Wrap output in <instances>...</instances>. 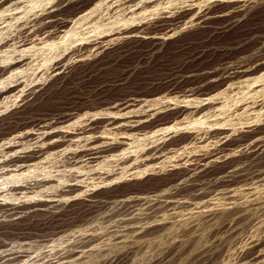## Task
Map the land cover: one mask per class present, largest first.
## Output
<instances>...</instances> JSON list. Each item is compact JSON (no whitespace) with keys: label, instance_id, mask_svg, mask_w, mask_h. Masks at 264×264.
<instances>
[{"label":"rangeland","instance_id":"1","mask_svg":"<svg viewBox=\"0 0 264 264\" xmlns=\"http://www.w3.org/2000/svg\"><path fill=\"white\" fill-rule=\"evenodd\" d=\"M36 4L46 44L0 62V264H264V0Z\"/></svg>","mask_w":264,"mask_h":264},{"label":"bare ground","instance_id":"2","mask_svg":"<svg viewBox=\"0 0 264 264\" xmlns=\"http://www.w3.org/2000/svg\"><path fill=\"white\" fill-rule=\"evenodd\" d=\"M42 1V0H41ZM48 1V0H47ZM61 1V0H60ZM116 1V0H115ZM127 1H129V0H127ZM140 1H142V0H140ZM147 0H145V2H146ZM164 1V0H163ZM37 2H39V0H0V62L2 63L3 61H5V59H6V61H10V63H19V62H23V64L24 63H28L29 62V59H30V54H31V51L34 49V48H36L37 50L39 49L38 47H37V45H42V46H39V47H44L43 46V44L45 43L44 42V40H43V37L46 35H43V37L42 36H40L41 34H39V32L40 31H37V27L39 26V23H41L40 22V18H38V10H37ZM50 2V1H49ZM92 2H93V0H92ZM121 2V1H120ZM124 2V1H123ZM126 2V1H125ZM168 2V1H167ZM186 2V1H185ZM216 2V1H215ZM227 2V1H226ZM244 2V1H243ZM53 3H54V0H53ZM61 3V2H60ZM64 3V2H63ZM69 3V2H68ZM95 3V2H94ZM108 3V2H107ZM114 3V2H113ZM140 3V2H139ZM144 3V2H143ZM142 3V4H143ZM38 4H41V3H38ZM47 4H48V2H47ZM46 4V5H47ZM44 5V4H43ZM53 5V4H52ZM51 5V6H52ZM58 5V4H57ZM111 5H113L112 3L109 5V6H111ZM117 5H118V3H117ZM138 5V4H137ZM176 5V4H175ZM189 5V4H188ZM238 5V4H237ZM49 7H50V5H48ZM141 6V5H140ZM169 6V5H168ZM41 7H42V5H41ZM46 7V6H45ZM53 7H54V5H53ZM113 7V6H112ZM55 8V7H54ZM53 8V9H54ZM94 8V7H93ZM92 8V9H93ZM135 8V7H134ZM165 8V7H164ZM43 9V8H42ZM52 9V10H53ZM55 9H57V8H55ZM125 9V8H124ZM141 9V8H140ZM46 10V9H45ZM59 10V9H58ZM73 10V9H72ZM161 10H163V9H161ZM183 10V9H182ZM110 11V10H109ZM115 11V10H114ZM173 11V10H172ZM204 11V10H203ZM47 12V11H46ZM65 12V11H64ZM100 12V11H99ZM143 12H147V11H143ZM159 12V11H158ZM54 13H56V11L54 12ZM129 13V12H128ZM135 13V12H134ZM200 13V12H199ZM203 13V12H202ZM51 14H53V12L51 13ZM82 14V13H81ZM107 14V13H106ZM214 14V13H213ZM55 15H58V14H55ZM87 15H89L88 14V11L87 12H85V13H83L82 15H80L81 16V18H83V17H86ZM122 15V14H121ZM130 15V14H129ZM199 15H201V14H199ZM44 16V15H43ZM53 16V15H52ZM96 16V15H95ZM142 16V15H141ZM163 16V15H162ZM118 17V16H117ZM152 17V16H151ZM164 17V16H163ZM213 17V16H212ZM147 18V17H146ZM149 18V17H148ZM159 18V17H158ZM46 19V18H45ZM70 19V18H69ZM101 19V18H100ZM117 19V18H116ZM47 20V19H46ZM50 20V19H49ZM49 20H48V22H49ZM80 20V19H79ZM119 20V19H118ZM188 20V19H187ZM76 21V20H75ZM51 22V21H50ZM52 22H54V21H52ZM64 22V21H63ZM104 22V21H103ZM141 22V21H140ZM79 23V22H78ZM138 23V22H137ZM179 23V22H178ZM52 24V23H51ZM55 24V23H54ZM133 24H135V23H133ZM193 24V23H192ZM48 25V24H47ZM50 25V24H49ZM48 25V26H49ZM95 25V24H94ZM80 26V25H79ZM122 26V25H121ZM196 26V25H195ZM207 26V25H206ZM81 27V26H80ZM45 28V27H44ZM64 28V27H63ZM66 28V27H65ZM116 28V27H115ZM118 28V27H117ZM124 28V27H123ZM126 28V27H125ZM128 28V27H127ZM135 28V27H134ZM145 28V27H144ZM160 28V27H159ZM38 29H39V27H38ZM41 29V28H40ZM85 29V28H84ZM83 29V30H84ZM95 29V28H94ZM105 29V28H104ZM114 29V28H113ZM147 29V28H146ZM43 30V29H42ZM41 30V31H42ZM45 30H46V28H45ZM64 30V29H63ZM102 30V29H101ZM117 30V29H116ZM132 30V29H131ZM141 30V29H140ZM81 31V30H80ZM91 31V30H90ZM123 31V30H122ZM130 31V30H129ZM146 31V30H145ZM164 31V30H163ZM43 32V31H42ZM125 33H126V30L124 31ZM139 32V31H138ZM143 32V31H142ZM45 33H46V31H45ZM69 33V32H68ZM88 33V32H87ZM101 33V32H100ZM154 33V32H153ZM159 33V32H158ZM49 34H50V32H49ZM69 34H71V33H69ZM121 34V33H120ZM128 34V33H127ZM126 34V35H127ZM131 33H129L128 35H130ZM139 34V33H138ZM137 34V35H138ZM115 35V34H114ZM125 35V34H124ZM133 35H134V33H133ZM52 36V35H51ZM54 36V35H53ZM52 36V37H53ZM67 36H68V34H67ZM108 36V35H107ZM116 36V35H115ZM106 37V36H105ZM128 37V36H127ZM242 37V36H241ZM147 38V37H146ZM45 39V38H44ZM64 39V38H63ZM68 38H66V40H67ZM75 39V38H74ZM104 39V38H103ZM110 39V38H109ZM108 39V40H109ZM115 39V38H114ZM65 40V39H64ZM123 40V39H122ZM60 41V40H59ZM62 41V40H61ZM106 41V40H105ZM113 41V40H112ZM132 41V40H131ZM67 42H70V40L69 41H67ZM75 42V41H74ZM96 42V41H95ZM110 42V41H109ZM190 42V41H189ZM192 42V41H191ZM244 42V41H243ZM50 43V42H49ZM52 43V42H51ZM46 44V43H45ZM67 44V43H66ZM47 45H49V44H47ZM50 45H52V44H50ZM59 45V44H58ZM86 45V44H85ZM122 45V44H121ZM100 46V45H99ZM70 47V46H69ZM77 47V46H76ZM102 47V46H101ZM126 47V46H125ZM237 47V46H236ZM54 48V47H53ZM67 48V47H66ZM99 48V47H98ZM150 48V47H149ZM97 49V48H96ZM193 49V48H192ZM40 50V49H39ZM49 50V49H48ZM143 50V49H142ZM156 50V49H155ZM102 51V50H101ZM108 51V50H107ZM185 51V50H184ZM39 52V51H38ZM55 52V51H54ZM117 52V51H116ZM120 52V51H119ZM150 52H152V51H150ZM149 52V53H150ZM36 53H37V51H36ZM79 53V52H78ZM110 53V52H109ZM263 53V52H262ZM90 54V53H89ZM88 54V55H89ZM96 54V53H95ZM98 54V53H97ZM106 54V53H105ZM40 55V54H39ZM71 55H73V54H71ZM87 55V56H88ZM128 55V54H127ZM253 55V54H252ZM45 56V55H44ZM67 56V55H66ZM109 56V55H108ZM112 56V55H111ZM245 56V55H244ZM251 56V55H250ZM50 57V56H49ZM76 57V56H75ZM82 57V56H81ZM80 57V58H81ZM83 57H84V55H83ZM89 57V56H88ZM186 57V56H185ZM221 57V56H220ZM243 57V56H242ZM44 58V57H43ZM68 58V57H67ZM72 58V57H71ZM78 58V57H77ZM125 58V57H124ZM131 58V57H130ZM236 58V57H235ZM257 58V57H256ZM31 59H34V58H31ZM69 59V58H68ZM60 60V59H59ZM58 60V61H59ZM78 60V59H77ZM135 60V59H134ZM234 60V59H233ZM250 60V59H249ZM41 61V60H40ZM40 61H38V62H40ZM186 61V60H185ZM247 61V60H246ZM263 61V60H262ZM32 62V61H31ZM89 62V61H88ZM123 62V61H122ZM248 62V61H247ZM66 63V62H65ZM225 63V62H224ZM254 63V62H253ZM253 63H252V65H253ZM20 64V63H19ZM97 64V63H96ZM101 64V63H100ZM106 64V63H105ZM179 64V63H178ZM208 64V63H207ZM212 64V63H211ZM227 64V63H226ZM12 65V64H11ZM17 65V64H16ZM26 65V64H25ZM34 65V64H33ZM57 65V64H56ZM55 65V66H56ZM60 65V64H59ZM75 65V64H74ZM126 65V64H125ZM143 65V64H142ZM172 65V64H171ZM246 65V64H245ZM18 66V65H17ZM77 66V65H76ZM211 66V65H210ZM217 66H218V64H217ZM222 66V65H221ZM3 67V66H2ZM196 67V66H195ZM220 67V66H219ZM29 68V67H28ZM37 68V67H36ZM65 68H66V66H65ZM87 68V67H86ZM120 68V67H119ZM240 68V67H239ZM242 68V67H241ZM11 69V68H10ZM32 69V68H31ZM93 69V68H92ZM116 69V68H115ZM191 69V68H190ZM194 69V68H193ZM207 69V68H206ZM14 70V69H13ZM12 70V71H13ZM20 70V69H19ZM81 70H82V68H81ZM106 70V69H105ZM170 70V69H169ZM261 70V69H260ZM47 71V70H46ZM54 72L56 71V69L55 70H53ZM98 71V70H97ZM241 71V70H240ZM263 71V70H262ZM3 72H4V70L2 69V70H0V74H3ZM261 72V71H260ZM31 73V72H30ZM45 73V72H44ZM56 73V72H55ZM89 73V72H88ZM103 73V72H102ZM118 73V72H117ZM246 73V72H245ZM16 74H18V73H16ZM15 74V75H16ZM57 74V73H56ZM248 74H250V73H248ZM35 75V74H34ZM94 75V74H93ZM104 75V74H103ZM145 75V74H144ZM256 75V74H255ZM18 76V75H17ZM49 76V75H48ZM125 76V75H124ZM190 76V75H189ZM261 76H263L262 74H261ZM260 76V77H261ZM2 76H0V79H2L1 78ZM23 77V76H22ZM47 77V76H46ZM183 77V76H182ZM205 77V76H204ZM236 77V76H235ZM242 77V76H241ZM249 77V76H248ZM30 78V77H29ZM28 78V79H29ZM69 78V77H68ZM208 78V77H207ZM219 78V77H218ZM224 78V77H223ZM249 78H251V77H249ZM255 78V77H254ZM262 78H264V77H262ZM13 79V78H12ZM21 79V78H20ZM46 79V78H45ZM213 79V78H212ZM231 79V78H230ZM243 79V78H242ZM253 79V78H252ZM258 79V78H257ZM11 80V79H10ZM17 80V79H16ZM23 80V79H22ZM25 80V79H24ZM47 80V79H46ZM53 80V79H52ZM103 80V79H102ZM261 80V79H260ZM13 81V80H12ZM15 81V80H14ZM216 81V80H215ZM243 81V80H242ZM258 81V80H257ZM262 81V80H261ZM4 82V81H3ZM6 82H7V80H6ZM11 82V81H10ZM45 82V81H44ZM72 82V81H71ZM91 82V81H90ZM110 82V81H109ZM183 82V81H182ZM199 82H200V80H199ZM246 82V81H245ZM258 82H260V81H258ZM22 83V82H21ZM25 83V82H24ZM64 83V82H63ZM66 83V82H65ZM204 83V82H203ZM206 83V82H205ZM240 83V82H239ZM262 83V82H261ZM0 84H1V82H0ZM41 84V83H40ZM143 84V83H142ZM172 84V83H171ZM175 84V83H174ZM216 84V83H215ZM263 84V83H262ZM43 85V84H42ZM47 85V84H46ZM58 85V84H57ZM132 85V84H131ZM180 85V84H179ZM194 85V84H193ZM234 85V84H233ZM244 85H246V83L244 84ZM250 85V84H249ZM254 85V84H253ZM34 86V85H33ZM82 86V85H81ZM187 86V85H186ZM229 86V85H228ZM264 86V85H263ZM1 87V86H0ZM3 87H5V86H3ZM11 87V86H10ZM220 87H221V85H220ZM230 87V86H229ZM254 87H256V86H254ZM254 87H252V88H254ZM260 87V86H259ZM14 88V87H13ZM61 88V87H60ZM96 88V87H95ZM173 88V87H172ZM195 88V87H194ZM219 88V87H218ZM23 89V88H22ZM64 89V88H63ZM129 89V88H128ZM183 89V88H182ZM246 89V88H245ZM255 89V88H254ZM256 89H257V87H256ZM259 89H263L262 88V86L259 88ZM24 90V89H23ZM48 90V89H47ZM156 90V89H155ZM187 90V89H186ZM207 90V89H206ZM258 90V89H257ZM1 91V90H0ZM7 91V90H6ZM26 91V90H25ZM61 91V90H60ZM131 91V90H130ZM146 91V90H145ZM57 92V91H56ZM105 92V91H104ZM126 92V91H125ZM134 92V91H133ZM180 92V91H179ZM216 92V91H215ZM222 92V91H221ZM221 92H217L216 94H215V96L216 95H219ZM225 92V91H224ZM223 92V93H224ZM234 92V91H233ZM251 92V91H250ZM16 93V92H15ZM31 93V92H30ZM46 93V92H45ZM167 93V92H166ZM227 93V92H226ZM252 93V92H251ZM17 94V93H16ZM27 94V93H26ZM44 94V93H43ZM78 94V93H77ZM161 94V93H160ZM254 94V93H253ZM256 94V93H255ZM258 94V93H257ZM23 95V94H22ZM65 95V94H64ZM171 95V94H170ZM176 95V94H175ZM178 95V94H177ZM176 95V96H177ZM188 95V94H187ZM214 95V94H213ZM212 95V96H213ZM9 96V95H8ZM49 96V95H48ZM63 96V95H62ZM99 96V95H98ZM182 96V95H181ZM198 96V95H197ZM1 97V96H0ZM4 97V96H3ZM22 97V96H21ZM151 97H153V96H151ZM162 97V96H161ZM189 97V96H188ZM220 97V96H219ZM262 97V96H261ZM86 98V97H85ZM146 98H148V97H146ZM164 98V97H163ZM171 98V97H170ZM183 98V97H182ZM187 98V97H186ZM195 98V97H194ZM226 98V97H225ZM229 98V97H228ZM245 98V97H244ZM252 98V97H251ZM26 99V98H25ZM143 99V98H142ZM178 99V98H177ZM192 99V98H191ZM210 99H211V97H210ZM227 99V98H226ZM248 99V98H247ZM246 99V100H247ZM42 100H44V99H42ZM153 100H155V99H153ZM158 100V99H157ZM180 100V99H179ZM184 100V99H183ZM207 100V99H206ZM225 100V99H224ZM243 100V99H242ZM257 100V99H256ZM256 100H254V101H256ZM110 101V100H109ZM117 101V100H116ZM191 101V100H190ZM211 101V100H210ZM247 101H249V100H247ZM246 101V102H247ZM264 101V100H263ZM2 102H3V100H2ZM23 102V101H22ZM159 102V101H158ZM194 103H195V101H193ZM245 102V103H246ZM17 103V102H16ZM68 103V102H67ZM80 103V102H79ZM99 103V102H98ZM173 103H175V102H173ZM180 103V102H179ZM197 103V102H196ZM249 103L251 104V103H253V102H251V101H249ZM261 103V102H260ZM260 103H258V105L260 104ZM139 104V103H138ZM145 104V103H144ZM243 104V103H242ZM249 104V105H250ZM15 105H17V104H15ZM32 105V104H31ZM166 105V104H165ZM170 105V104H169ZM183 105V104H182ZM253 105V104H252ZM255 106L257 105V102H256V104H254ZM262 105V104H261ZM74 106V105H73ZM80 106V105H79ZM86 106V105H85ZM110 106V105H109ZM129 106V105H128ZM187 106V105H186ZM197 106H199V105H197ZM244 106V105H243ZM105 107V106H104ZM118 107V106H117ZM125 107V106H124ZM150 107H152V106H150ZM149 107V108H150ZM159 107V106H158ZM160 107H162V106H160ZM170 107V106H169ZM168 107V108H169ZM194 107V106H193ZM205 107V106H204ZM252 107V106H251ZM250 107V108H251ZM64 108V107H63ZM107 108H108V106H107ZM112 108V107H111ZM130 108V107H129ZM128 108V109H129ZM148 107L147 108H145V109H149ZM190 108V107H189ZM198 108V107H197ZM249 108V107H248ZM261 108V107H260ZM2 109V108H1ZM0 109V110H1ZM9 109V108H8ZM24 109V108H23ZM142 109V108H141ZM153 109H155L154 107H153ZM157 109H159V108H157ZM165 109V108H164ZM196 109V108H195ZM238 109V108H237ZM98 110V109H97ZM99 110H100V108H99ZM117 110V109H116ZM119 110V109H118ZM130 110V109H129ZM129 110H127V111H129ZM162 110V109H161ZM250 110H252V109H249V111ZM38 111V110H37ZM109 111V110H108ZM121 111H123V110H121ZM132 111V110H131ZM135 111V110H134ZM146 111V110H145ZM236 111V110H235ZM241 111V110H240ZM116 112V111H115ZM124 112V111H123ZM130 112V111H129ZM144 112V111H143ZM148 112H150V111H148ZM159 112V111H158ZM239 112V111H238ZM251 112V111H250ZM256 112V111H255ZM1 113V112H0ZM3 113V112H2ZM25 113V112H24ZM61 113V112H60ZM81 113V112H80ZM107 113V112H106ZM108 113H111V112H108ZM113 113V112H112ZM128 113V112H127ZM131 113V112H130ZM146 113V112H145ZM144 113V114H145ZM151 113V112H150ZM156 113V112H155ZM154 112H152V114H155ZM191 113V112H190ZM194 113V112H193ZM43 114V113H42ZM45 114V113H44ZM53 114V113H52ZM91 115V117L92 116H94V114L93 113H90ZM116 114H118L117 112H116ZM120 114V113H119ZM129 114V113H128ZM135 114V113H134ZM142 114V113H141ZM143 114V115H144ZM147 114V113H146ZM145 114V116H147ZM157 114V113H156ZM250 114V113H249ZM17 115V114H16ZM80 115V114H79ZM87 115H89V114H87ZM114 115V114H113ZM121 115V114H120ZM122 115H123V113H122ZM126 115V114H125ZM137 115V114H136ZM231 115V114H230ZM19 116V115H18ZM65 116V115H64ZM86 116V115H85ZM84 116V118L86 119V117ZM114 116H117V115H114ZM113 116V117H114ZM119 116V115H118ZM124 116V115H123ZM128 117H129V115H127ZM131 116V115H130ZM135 116V115H134ZM142 116V115H141ZM153 116V115H152ZM162 116V115H161ZM164 116V115H163ZM213 116V115H212ZM242 116V115H241ZM29 117V116H28ZM50 117V116H49ZM63 117V116H62ZM61 117V118H62ZM96 117V116H95ZM136 117V116H135ZM138 117V116H137ZM150 117H151V115H150ZM233 117V116H232ZM231 117V118H232ZM61 118H59V119H61ZM97 118V117H96ZM107 118V117H106ZM109 118V117H108ZM122 118V117H121ZM145 118V117H144ZM147 118V117H146ZM149 118V117H148ZM179 118V117H178ZM194 118V117H193ZM65 119V118H64ZM82 119V118H81ZM90 119V118H89ZM92 119H94V118H92ZM117 119V118H116ZM124 119V118H123ZM122 119V120H123ZM126 119V118H125ZM130 119V118H129ZM129 119H127L126 121H129ZM70 120V119H69ZM87 120V122L89 123V121H88V118L86 119ZM119 120V119H118ZM122 120H120V121H122ZM141 120V119H140ZM145 120V119H144ZM152 120H153V118H152ZM178 120V119H177ZM218 120V119H217ZM216 120V121H217ZM220 120V119H219ZM241 120V119H240ZM243 120V119H242ZM74 121V120H73ZM84 121V120H83ZM131 121V120H130ZM135 121L136 120H134V123H135ZM235 121V120H234ZM47 122V121H46ZM54 122V121H53ZM59 122L60 121H58L57 123L59 124ZM67 122H68V120H67ZM70 122H72V121H70ZM75 122V121H74ZM77 122H80V121H77ZM76 122V123H77ZM108 122H109V120H108ZM123 122V121H122ZM121 122V123H122ZM221 122V121H220ZM48 123H50L49 121H48ZM47 123V124H48ZM57 123H56V128L58 127V125H57ZM62 123H65L64 121L62 122ZM73 123V122H72ZM111 123V122H110ZM127 123V122H126ZM139 123V122H138ZM181 122H179L178 124H180ZM222 123V122H221ZM54 124V123H53ZM68 124V123H67ZM79 124V123H78ZM93 124V123H92ZM123 124H125L124 122H123ZM122 124V125H123ZM130 124H132V123H129V124H127V126L128 125H130ZM211 124V123H210ZM218 124V123H217ZM70 125H71V123H70ZM74 125V124H73ZM90 125V124H89ZM88 125V126H89ZM113 125V124H112ZM111 125V128L110 129H112V126ZM133 125V124H132ZM135 125H136V123H135ZM208 125V124H207ZM32 126V125H31ZM45 126H46V124H45ZM45 126H43V127H45ZM60 126V125H59ZM72 126V125H71ZM70 126V127H71ZM75 126H77V125H75ZM80 126V125H79ZM97 126V125H96ZM95 126V127H96ZM118 126V125H117ZM125 126V125H124ZM131 126V125H130ZM61 127V126H60ZM83 127V126H82ZM94 127V126H93ZM94 127V128H95ZM121 126H119V128H120ZM126 127V126H125ZM134 127V126H133ZM157 127V126H156ZM188 126L187 125H184V126H176V125H173V126H168L167 128H166V126H165V128L164 129H162V128H160L161 130H158V132L157 133H153V134H151V135H146V137H144V138H139V137H137L136 135H134V134H127V135H122L120 138H127V139H124V140H127L128 141V139L130 140L131 139V141H128V144H127V147L124 149V150H121L122 151V154H124V155H136L135 157H137L138 156V153H140V151L142 150H147L148 148H150V146L152 147L153 145H155L157 142H160V141H163V140H165L166 138H168V137H170L173 133H175V132H177V131H181V129H183V128H187ZM8 128V127H7ZM41 128H42V126H41ZM49 128V127H48ZM51 128V127H50ZM49 128V129H50ZM54 128V127H53ZM65 128H66V126H65ZM87 128V127H86ZM88 128H90V127H88ZM87 128V129H88ZM127 128V127H126ZM129 129H130V127H128ZM127 128V129H128ZM137 128V127H136ZM150 128V127H149ZM30 129H32V128H30ZM38 129V128H37ZM68 129V128H67ZM131 129H132V127H131ZM139 129V128H138ZM201 129V128H200ZM41 130V129H40ZM46 130H47V128H46ZM51 130V129H50ZM52 130H54V129H52ZM61 130H63V129H61ZM72 130V129H71ZM83 130H84V128H83ZM83 130H81V131H83ZM97 130V129H96ZM99 130V129H98ZM108 130H109V128H108ZM113 130V129H112ZM136 130V129H135ZM144 130V129H143ZM36 131V130H35ZM39 131V130H38ZM76 131V130H75ZM85 131V130H84ZM83 131V132H84ZM88 131V130H87ZM90 131H92V128H91V130ZM94 131H95V129H94ZM101 131H102V129H101ZM196 131V130H195ZM213 131V130H212ZM216 131V130H215ZM24 132V131H23ZM40 132V131H39ZM53 132V131H52ZM55 132V131H54ZM53 132V133H54ZM58 132V131H57ZM96 132V131H95ZM126 132V131H125ZM191 132V131H190ZM33 133V132H32ZM44 134L46 133V131L45 132H43ZM42 133V134H43ZM63 133V132H62ZM67 133V132H66ZM86 133V132H85ZM84 133V134H85ZM101 133V132H100ZM106 133V132H105ZM123 133V132H122ZM121 133V134H122ZM128 133V132H127ZM134 133V132H133ZM28 134H31V133H27V135ZM36 134V133H35ZM38 134H40V133H38ZM96 134V133H95ZM120 134V135H121ZM150 134V133H149ZM176 134V133H175ZM212 134V133H211ZM52 134H50L49 136H48V138L51 136ZM61 135V134H60ZM68 134H66V136H67ZM78 135V134H77ZM93 135V134H92ZM92 135H91V137H92ZM97 135V134H96ZM113 135V134H112ZM196 135V134H195ZM15 136V135H14ZM30 136H32V135H30ZM37 136V135H36ZM36 136H34V137H36ZM45 136V135H44ZM44 136H43V138H44ZM47 136V135H46ZM70 136V135H69ZM74 136V135H73ZM139 136V135H138ZM229 136V135H228ZM11 137V136H10ZM33 137V138H34ZM52 137V136H51ZM55 137V136H54ZM58 138H59V136H57ZM86 137V136H85ZM95 137V136H94ZM103 138V136H101L100 135V138ZM104 137H107V136H104ZM109 137V136H108ZM213 137H214V135H213ZM226 137V136H225ZM15 138V137H14ZM41 138V137H40ZM39 138V139H40ZM62 138V137H61ZM63 138H64V135H63ZM67 139H68V137H66ZM70 138V137H69ZM98 138H99V136H98ZM195 138V137H194ZM217 138V137H216ZM224 138V137H223ZM37 139V138H36ZM46 139V138H45ZM44 139V140H45ZM86 139V138H85ZM95 139H97V138H95ZM109 139V138H108ZM200 139V138H199ZM41 140V139H40ZM58 140H60V139H58ZM64 140V139H63ZM114 140V139H113ZM117 140V139H116ZM167 140V139H166ZM10 141V140H9ZM15 141V140H14ZM23 141V140H22ZM62 141V140H61ZM97 141V140H96ZM100 141V140H99ZM112 141V140H111ZM110 141V142H111ZM118 141V140H117ZM122 141V140H121ZM121 141H120V143H121ZM11 142H12V140H11ZM35 142V141H34ZM53 142H54V140H53ZM53 142H51V143H53ZM55 142H56V140H55ZM58 142V141H57ZM68 142V141H67ZM78 142V141H77ZM90 141H88V143H89ZM103 142H104V140H103ZM109 142V141H108ZM108 142H106L107 144H108ZM115 142V141H114ZM124 142V141H123ZM46 143V142H45ZM49 143V142H48ZM72 143V142H71ZM76 143V142H75ZM87 143V144H88ZM91 143V142H90ZM92 143H93V141H92ZM97 144H98V142H96ZM95 143V144H96ZM105 143V144H106ZM36 144V143H35ZM79 144V143H78ZM96 144V145H97ZM101 144H102V142H101ZM101 144H100V146H101ZM115 144V143H114ZM150 144V145H149ZM187 144V143H186ZM219 144V143H218ZM262 144V143H261ZM37 145V144H36ZM40 144H38L37 146H39ZM72 145V144H71ZM104 145V144H103ZM112 144H110V146H111ZM116 145V144H115ZM125 145V144H124ZM149 145V146H148ZM160 145V144H159ZM162 145V144H161ZM184 145V144H183ZM41 146V145H40ZM89 146H90V144H89ZM93 145H91V147H92ZM110 146L108 147V148H110ZM114 146V145H113ZM148 146V147H147ZM156 146V145H155ZM177 146V145H176ZM264 146V145H263ZM17 147V146H16ZM71 147H73V146H71ZM84 147V146H83ZM82 147V148H83ZM99 146L97 145V148H98ZM103 147H105V146H103ZM121 147V146H120ZM124 146H122L121 147V149L123 148ZM161 147V146H160ZM175 146H173V148H174ZM58 148V147H57ZM78 148V147H77ZM86 148V147H85ZM93 148H94V146H93ZM96 148V147H95ZM102 148V147H101ZM106 148V147H105ZM105 148L103 149V150H105ZM114 148V147H113ZM147 148V149H146ZM156 148H158V147H155V149ZM1 149V148H0ZM88 149V148H87ZM91 149V148H90ZM117 149H119V147L117 148ZM26 150H28V149H26ZM100 150V149H99ZM98 150V151H99ZM111 150H112V154H113V149L111 148ZM149 150V149H148ZM158 150V149H157ZM2 151V150H1ZM106 151V150H105ZM109 151H110V149H109ZM118 151V150H117ZM141 151V152H142ZM83 152V151H82ZM90 152V151H89ZM89 152H87V154L89 153ZM91 152H93V151H91ZM96 153H97V151H95ZM94 152V153H95ZM115 152V151H114ZM144 152V151H143ZM161 152V151H160ZM79 153V152H78ZM103 153V152H102ZM101 153V154H102ZM119 153H121V152H119ZM13 154V153H12ZM14 154H15V152H14ZM90 154V153H89ZM100 154V153H99ZM105 154V153H104ZM142 154V153H141ZM177 154V153H176ZM26 155V154H25ZM49 155V154H48ZM55 155V154H54ZM77 155V154H76ZM79 155H80V153H79ZM84 155V154H83ZM96 155V154H95ZM123 155V156H124ZM181 155H182V153H181ZM88 156H90V155H88ZM101 156V155H100ZM106 156V155H105ZM104 156V157H105ZM107 156H108V154H107ZM114 156V155H113ZM113 156H112V158H113ZM63 157V156H62ZM68 157V156H67ZM77 157V156H76ZM86 157V156H85ZM97 157V156H96ZM101 157H103V156H101ZM110 157V156H109ZM115 157H116V155H115ZM114 157V158H115ZM125 157V156H124ZM124 157H121V158H124ZM129 157V156H128ZM139 157V156H138ZM2 158V157H1ZM88 158V157H87ZM92 158V157H91ZM111 158V157H110ZM110 158H109V161H110ZM113 158V159H114ZM119 158V157H118ZM117 158V159H118ZM8 159V158H7ZM6 159V160H7ZM69 159V158H68ZM71 159H73V158H71ZM84 159V158H83ZM82 159V160H83ZM86 159V158H85ZM112 159V160H113ZM120 159V158H119ZM168 159V158H167ZM5 159H4V161H6ZM62 160V159H61ZM94 160H95V158H94ZM97 160H99V159H97ZM162 160V159H161ZM182 160V159H181ZM184 160V159H183ZM93 161V160H92ZM91 161V162H92ZM96 161V160H95ZM124 161V160H123ZM144 161V160H143ZM170 161V160H169ZM1 162V161H0ZM22 162V161H21ZM42 162V161H41ZM94 162V161H93ZM97 162V161H96ZM112 162V161H111ZM119 162V161H118ZM162 162V161H161ZM117 163V162H116ZM158 163H160V162H158ZM174 163V162H173ZM87 164V163H86ZM104 164V163H103ZM110 164V163H109ZM172 164V163H171ZM9 165V164H8ZM108 165V164H107ZM115 165V164H114ZM13 166H14V164H13ZM104 166V165H103ZM145 166V165H144ZM7 167V166H6ZM68 167H69V165H68ZM88 167V166H87ZM124 167H126V166H124ZM139 167V166H138ZM169 167V166H168ZM19 168H21V166L19 167ZM40 168V167H39ZM83 168L85 169L86 167H84L83 166ZM1 169V168H0ZM3 169H4V167H3ZM17 169V168H16ZM83 169V170H84ZM114 169V168H113ZM125 169V168H124ZM145 169H146V167H145ZM24 170V169H23ZM36 170V169H35ZM82 170V171H83ZM109 170V169H108ZM140 170V169H139ZM147 170V169H146ZM150 170H152V169H150ZM49 171V170H48ZM48 171H47V174H48ZM120 171V170H119ZM141 171V170H140ZM139 171V172H140ZM145 171V170H144ZM64 172V171H63ZM127 172H128V170H127ZM130 172V171H129ZM128 172V173H129ZM134 172V171H133ZM132 172V170H131V173H133ZM143 172V171H142ZM152 172V171H151ZM40 173V172H39ZM54 173V172H53ZM99 173V172H98ZM101 173V172H100ZM112 173V172H111ZM127 173V174H128ZM44 174V173H43ZM57 174V173H56ZM64 174V173H63ZM106 174V173H105ZM22 175V174H21ZM55 175V174H54ZM66 175V174H65ZM64 175V176H65ZM67 175H69V174H67ZM130 175V174H129ZM132 175V174H131ZM144 175V174H143ZM207 175V174H206ZM35 176V175H34ZM40 176V175H39ZM53 176V175H52ZM73 176V175H72ZM94 176V175H93ZM208 177V176H207ZM15 178V177H14ZM85 178V177H84ZM95 178V177H94ZM102 178V177H101ZM129 178H131V177H129ZM77 179V178H76ZM90 179V178H89ZM89 179H87L88 181H89ZM86 180V181H87ZM91 180V179H90ZM110 180V179H109ZM17 181V180H16ZM83 181V180H82ZM1 182V181H0ZM6 182V181H5ZM32 182V181H31ZM115 182V181H114ZM111 183V182H110ZM104 184V183H103ZM17 185V184H16ZM102 185V184H101ZM90 187H93V186H90ZM40 188V187H39ZM86 188V187H85ZM95 189V188H94ZM36 190V189H35ZM41 190V189H40ZM56 190V189H55ZM2 191V190H1ZM10 191V190H9ZM23 191V190H22ZM26 191V190H25ZM50 191V190H49ZM80 192V191H79ZM55 193V192H54ZM7 195V194H6ZM8 195H10V194H8ZM14 195V194H13ZM22 195V194H21ZM28 195V194H27ZM30 195V194H29ZM76 195V194H75ZM24 196V195H23ZM38 197V196H37ZM36 197V198H37ZM40 197V196H39ZM11 198V197H10ZM14 198V197H13ZM19 198V197H18ZM66 201V200H65ZM68 201V200H67ZM260 201V200H259ZM263 201V200H262ZM59 202V201H58ZM257 202V201H256ZM10 203V202H9ZM154 203V202H153ZM13 204V203H12ZM264 205V204H263ZM42 208V207H41ZM59 209V208H58ZM15 217V216H14ZM162 217V216H161ZM253 218V217H252ZM156 219V218H155ZM229 221V220H228ZM142 227V226H141ZM226 227V226H225ZM222 229V228H221ZM228 231V230H227ZM226 231V232H227ZM19 235V234H18ZM47 237V236H46ZM9 246V245H8ZM21 248V247H20ZM210 250V249H209ZM204 251V250H203ZM7 253V252H6ZM263 253V252H262ZM260 254V253H259ZM216 256V255H215ZM263 256V255H262ZM26 257V256H25ZM6 259V258H5ZM249 260V259H248ZM244 261V260H243ZM257 261H258V259H257ZM255 264V263H254Z\"/></svg>","mask_w":264,"mask_h":264}]
</instances>
